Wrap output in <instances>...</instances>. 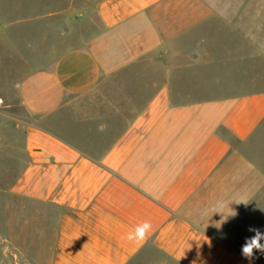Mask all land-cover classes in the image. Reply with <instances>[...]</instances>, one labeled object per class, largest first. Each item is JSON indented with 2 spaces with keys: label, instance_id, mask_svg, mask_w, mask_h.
Returning a JSON list of instances; mask_svg holds the SVG:
<instances>
[{
  "label": "crops",
  "instance_id": "1",
  "mask_svg": "<svg viewBox=\"0 0 264 264\" xmlns=\"http://www.w3.org/2000/svg\"><path fill=\"white\" fill-rule=\"evenodd\" d=\"M52 1L18 20L0 0L9 50L18 21L54 20L62 37L17 86L25 119L0 124L21 133L0 142L13 151L0 264H264L241 254L250 227L264 232V31L249 0ZM241 199L219 227L215 203ZM143 221L146 241L124 239Z\"/></svg>",
  "mask_w": 264,
  "mask_h": 264
},
{
  "label": "rangeland",
  "instance_id": "2",
  "mask_svg": "<svg viewBox=\"0 0 264 264\" xmlns=\"http://www.w3.org/2000/svg\"><path fill=\"white\" fill-rule=\"evenodd\" d=\"M36 2L37 0H34L33 4L29 5L25 0H17L18 20L26 16L33 15L35 17L36 8L38 7ZM52 4H54V0ZM32 8L33 10L30 11ZM25 9L30 12L26 13ZM245 13L255 15L257 18L255 22L257 31H264V0H249L245 7ZM21 23L18 21L16 27L17 37L15 48L9 50L5 46L4 39L0 37V124H6L8 127L13 121L23 120L26 117V112L20 106L18 100L17 86H19L22 79L34 68L46 66L45 59H48L51 63L57 56V54L51 53L52 50L58 49L62 42V37L58 29L60 27L59 23L54 20L49 21L47 24L35 21ZM250 24L252 26L253 22ZM30 45L33 48H30ZM41 48L43 54L41 53ZM36 49H38V53H36ZM46 50L48 53L46 52L47 54H44ZM4 134L7 133L1 132L0 129V142L9 141L10 137L11 140L18 141L21 139L20 132L15 135L11 132L10 135ZM11 152L13 151H9L8 149L0 150V163H7L9 159L8 155ZM6 185L7 182L0 181V188Z\"/></svg>",
  "mask_w": 264,
  "mask_h": 264
},
{
  "label": "clouds",
  "instance_id": "3",
  "mask_svg": "<svg viewBox=\"0 0 264 264\" xmlns=\"http://www.w3.org/2000/svg\"><path fill=\"white\" fill-rule=\"evenodd\" d=\"M232 203L247 204V202H245L243 199H241L238 202H231L227 204H225L224 201L220 200L217 201L213 206L214 210L212 215L214 213H219L222 216V220L219 222V227L220 224H222L229 217L234 218L237 215L235 209L230 207ZM224 207L228 208L227 212L222 211ZM151 230H152L151 223L149 221H143L140 224H138L133 230L126 233L124 239L133 243H142L147 240ZM248 231L253 233V235L251 237H245L244 243L242 244L241 247V254L244 258L251 261L252 259L255 258V252H260L261 254H264V232H261L259 229H255L251 227L248 229Z\"/></svg>",
  "mask_w": 264,
  "mask_h": 264
}]
</instances>
